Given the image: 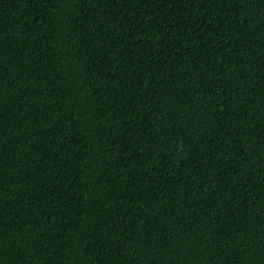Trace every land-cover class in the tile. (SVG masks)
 Listing matches in <instances>:
<instances>
[{"label": "trees", "instance_id": "1", "mask_svg": "<svg viewBox=\"0 0 264 264\" xmlns=\"http://www.w3.org/2000/svg\"><path fill=\"white\" fill-rule=\"evenodd\" d=\"M0 264H264V0H0Z\"/></svg>", "mask_w": 264, "mask_h": 264}]
</instances>
